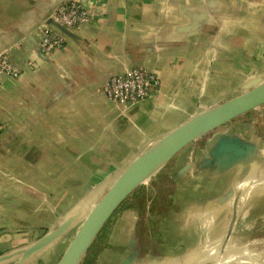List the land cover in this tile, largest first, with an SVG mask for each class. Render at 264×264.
<instances>
[{"label": "crops", "instance_id": "crops-1", "mask_svg": "<svg viewBox=\"0 0 264 264\" xmlns=\"http://www.w3.org/2000/svg\"><path fill=\"white\" fill-rule=\"evenodd\" d=\"M59 1L0 0V52L32 63L0 80V264H54L56 245L130 162L264 80V0H79L94 19L42 56V22ZM135 66L159 89L120 110L101 86ZM255 113L263 119L240 114L192 139L135 186L81 263L246 264L264 254L248 249L264 246V233L236 228L264 226V111ZM63 222L57 240L22 255Z\"/></svg>", "mask_w": 264, "mask_h": 264}, {"label": "water", "instance_id": "water-1", "mask_svg": "<svg viewBox=\"0 0 264 264\" xmlns=\"http://www.w3.org/2000/svg\"><path fill=\"white\" fill-rule=\"evenodd\" d=\"M57 27L65 34L68 33V31L63 27L59 25H57ZM262 104H264V80L255 82L242 93L194 116L191 120L179 126L176 130L164 135L149 152L140 155L130 162L121 172L116 175L113 180H111L106 190L95 203V207H100L104 205L109 199L114 197L117 193L130 187L125 196L115 206L102 215V218L98 222L94 233H91L87 238L83 253L87 250L93 238L102 227L110 213L131 192V190L138 185L134 183L142 173H144L161 158L166 157V160L169 159L175 152L181 149L192 139ZM94 206L81 222L72 239L64 249L61 256L62 258L65 257V260L62 264H77L83 256L82 253V255L77 260L76 258L79 250H76V247H73L74 249H72V245H74L77 240L83 239L88 234L86 232V228L96 213V208ZM67 224V222H63L48 230L45 234H43L35 242L23 250L22 255L24 257H28L40 251L47 245L53 243L63 233L67 227ZM76 251L78 252L76 253Z\"/></svg>", "mask_w": 264, "mask_h": 264}, {"label": "built area", "instance_id": "built-area-1", "mask_svg": "<svg viewBox=\"0 0 264 264\" xmlns=\"http://www.w3.org/2000/svg\"><path fill=\"white\" fill-rule=\"evenodd\" d=\"M94 13L92 8L85 6L79 0L57 2L50 15L42 22L41 38L37 45L39 54L46 56L63 46L66 34L57 25L67 31L77 30L83 24L91 22L95 17ZM31 65V61H26L19 66L12 62L5 52H0V80L3 77L15 79L24 68ZM159 84L156 74L143 66H135L109 76L102 84L101 91L107 99L116 104L118 109L123 110L146 99L153 90L159 89Z\"/></svg>", "mask_w": 264, "mask_h": 264}, {"label": "bare ground", "instance_id": "bare-ground-1", "mask_svg": "<svg viewBox=\"0 0 264 264\" xmlns=\"http://www.w3.org/2000/svg\"><path fill=\"white\" fill-rule=\"evenodd\" d=\"M149 152V151H148ZM166 157L161 158L160 160H158L155 164H153L149 169H147L144 173H142L137 181L134 184H145L148 182L149 178L155 174V172L160 169L164 163H165ZM130 187L120 191L119 193H117L114 197H112L111 199H109L104 205L98 207V206H94L96 209V213L92 219V221L90 222V224L87 226L86 228V232L88 233L83 239H79L76 241V243L74 245H72V249H74L76 247V253L78 252L77 255V260L79 259V257L82 255L83 253V249L84 246L86 244V240L89 237V235L92 233H94L95 228L98 225V222L100 221V219L102 218V215L104 213H106L108 210H110L113 206H115L124 196L125 194L128 192ZM74 247V248H73ZM65 260V257L59 259V261L57 262V264H62ZM76 260V261H77ZM264 261V254H261L260 256H256L253 257L251 260H249L246 264H261ZM245 264V263H243Z\"/></svg>", "mask_w": 264, "mask_h": 264}, {"label": "rangeland", "instance_id": "rangeland-1", "mask_svg": "<svg viewBox=\"0 0 264 264\" xmlns=\"http://www.w3.org/2000/svg\"><path fill=\"white\" fill-rule=\"evenodd\" d=\"M264 111V105H259L257 108L255 107V108H252V109H250V110H248V111H246V113L245 114H243V115H241V116H239V117H237L238 119L237 120H243V121H246V120H248V118H249V115H251V114H253V117L255 118V120H257V121H261L262 119H263V117H262V119H261V116H260V114H257L256 115V113L255 112H257V113H260L261 111ZM212 133V131H210L209 130V132L208 133H206L205 134V137L204 136H202L201 138H206L207 136H209L210 134ZM200 139V138H199ZM198 140V139H197ZM237 228V231H243V232H248V233H252V234H254V236H256V237H260L258 234H262V233H264V226H262V225H260L259 223H256V222H254V223H252V222H247V223H245V225H242V227H239V226H237L236 227ZM74 230H75V227L73 228V229H71V231H70V233H68V235H67V239H69V240H67V241H65V242H63V243H58L57 245H56V251H54V255H53V263L54 264H57V261H59V259L61 258V255H62V253H63V251H64V249H65V247L67 246V244H68V242L70 241V239H72V234H73V232H74ZM253 242V241H252ZM252 242H251V244H250V246L248 247V249H250V254L254 251L253 249H257V250H260L261 252L264 250V246H260V244H252ZM91 244V243H90ZM90 246V245H89ZM255 247V248H254ZM89 248V247H88ZM87 248V249H88ZM203 249H204V247H203ZM202 249V250H203ZM202 250H199V251H202ZM87 251V250H86ZM86 251L83 253V256L81 257V259L79 260V263L78 264H82L81 262V260L83 259V258H85V254H86ZM201 258V257H200ZM202 259V261L199 263V264H204L205 262H206V260L204 259V258H201ZM228 260V259H227ZM242 260V258H237L236 260H234V262L236 261V263H238L239 261H241ZM224 261H226V260H224ZM179 262L180 261H172V262H170L169 264H179Z\"/></svg>", "mask_w": 264, "mask_h": 264}]
</instances>
